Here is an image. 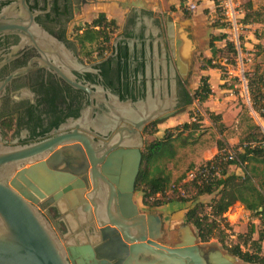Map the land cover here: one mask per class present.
Here are the masks:
<instances>
[{"label":"flooded vegetation","instance_id":"af4514ba","mask_svg":"<svg viewBox=\"0 0 264 264\" xmlns=\"http://www.w3.org/2000/svg\"><path fill=\"white\" fill-rule=\"evenodd\" d=\"M90 4L89 0H0V144L29 146L78 130L93 138L96 167L104 172L111 153L137 147L112 146L127 126L136 132L130 133L132 142L143 144L144 156L149 138L160 125L190 106L192 73L183 74L171 34L177 44L180 25L192 38L196 21L186 12L176 19V11L156 15L152 10L134 9L126 15L122 31H110V39L105 40L98 33L102 27L84 19ZM37 28L53 39L31 40L29 35ZM93 168L89 159V171ZM106 170L113 173V169ZM138 191L137 184L135 194ZM87 192L85 186L84 195ZM134 202L137 215L153 218V234L148 230L146 242L154 243L149 245L157 255L130 250L127 264H163L172 256L185 264H195L196 257L203 258L204 264H246L211 239L203 240L188 222L189 209L175 216L161 210L170 203L157 205L146 198L140 204L135 198ZM41 208L63 241L70 242L69 247L91 245L97 254L106 242L95 218L73 231L59 207ZM180 249H192L194 257L183 256ZM99 264L124 263L107 260Z\"/></svg>","mask_w":264,"mask_h":264},{"label":"water","instance_id":"95a60500","mask_svg":"<svg viewBox=\"0 0 264 264\" xmlns=\"http://www.w3.org/2000/svg\"><path fill=\"white\" fill-rule=\"evenodd\" d=\"M178 27L177 44L171 34L172 48L178 49L180 68L187 77L193 62L188 47L191 40L184 28ZM32 31L31 40L53 39L42 29ZM133 124L142 128V124ZM126 129L113 139V148L137 147L111 153L104 172L96 167L98 153L92 146L93 138L78 130L29 146L0 144V264H99L107 260L127 264L130 250L157 254L149 245L154 243L146 242L148 230L153 234V218L137 215L134 202L143 144L133 143L136 132L129 126ZM89 159L94 166L90 171ZM85 186L88 192L84 195ZM41 206L59 207L73 231L95 218L106 242L97 248V254L91 245L69 247L70 242L63 241ZM177 251L194 257L192 249ZM194 263L205 261L196 257ZM163 264L185 262L172 256Z\"/></svg>","mask_w":264,"mask_h":264},{"label":"rangeland","instance_id":"374dc122","mask_svg":"<svg viewBox=\"0 0 264 264\" xmlns=\"http://www.w3.org/2000/svg\"><path fill=\"white\" fill-rule=\"evenodd\" d=\"M225 1L187 0L180 8L171 9L176 10L173 14L176 19L182 12H186L187 17L196 21L192 27L191 45L188 46L194 59L189 81L192 94L200 86L202 76H209L211 87L215 92L202 103L195 98L182 113L161 124L157 134L149 138V141L162 139L167 135L168 129H171L168 133L175 138V155L159 162L160 168L171 179L167 194L176 197V200L168 202L169 206L166 205L161 209L166 214L182 216L198 202L211 203L217 193L197 196L196 186L184 181L186 173L223 148L237 154L243 151L249 142L256 146L255 136L260 138V132H264V119L254 109L249 87L251 78L259 81L261 76L264 77V0H233L236 22L228 15ZM165 4H167L166 0ZM251 4L252 8L249 6ZM192 5H195V8H192ZM100 9H103V5L93 7L91 13L85 16V21H92L98 16L96 11ZM153 12L158 13L156 10ZM249 12L254 15L251 17L253 21L245 23V15ZM122 29L123 27L119 26L116 33L118 34ZM224 34L227 35V39L236 41L238 55L234 56L227 51L218 52L213 62L218 67H208L206 71L209 72L205 73L203 67L206 66V59L213 57L216 49L226 45V39L221 38ZM212 43L214 48H211ZM222 78L224 81L221 83ZM209 112L221 115V119H211ZM185 123H195V126L187 130L176 128ZM228 172L236 175L244 174L243 168L237 164L229 166ZM155 173L158 171L155 170ZM143 188L141 187L134 196L136 203L140 204L142 198L156 202L157 198L145 196ZM180 197L188 201L178 200ZM207 211L209 212L210 208ZM225 217L227 221L223 222L222 228L225 232L217 231L216 237L210 240L211 243L230 254H233L232 247L237 244H241L245 251L251 250L252 242L259 237L261 228L259 218L241 204L231 207ZM167 219L169 220L170 217ZM227 223L230 226H227ZM252 225H255L256 231L250 237L249 230ZM241 234L242 238L239 237ZM262 244L264 251V242ZM239 259L240 263L253 264Z\"/></svg>","mask_w":264,"mask_h":264},{"label":"trees","instance_id":"16d2710c","mask_svg":"<svg viewBox=\"0 0 264 264\" xmlns=\"http://www.w3.org/2000/svg\"><path fill=\"white\" fill-rule=\"evenodd\" d=\"M180 1L184 3L187 0ZM249 6L252 8L253 5L251 4ZM254 14L256 13L254 12ZM252 16H254L252 13H246L244 22L251 23L253 21L251 19ZM92 23L95 26L102 27L98 33L101 36H105V40L110 39V31L116 32L119 28L117 20L108 18L107 14L104 12L95 17ZM89 38H93V36ZM221 38L226 39L225 47L216 49L213 53V57L206 59V66L203 67V69L206 70L208 67H218L213 62L214 56L218 55L220 51L221 53L227 51L234 56L238 55L236 41L227 39L226 34L222 35ZM211 48H214L213 43ZM249 87L252 92L254 109L259 112L264 119V77L261 76L259 81H257L256 78H251ZM212 94L213 89L210 84L209 76H202L201 84L196 89L195 93L192 94L189 104L191 105L195 98H198L201 103L205 102ZM209 117L211 119H221V115L212 112H209ZM194 126L195 123H185L176 128L187 130ZM170 131L171 129L167 130V135L164 138L151 141L146 145L142 168L137 180L139 189L144 187L143 191L146 197L157 198V205L176 200L175 195L170 197L167 194L171 179L159 165L161 160L175 155V138L171 133H168ZM255 138L257 145L254 146L249 142L243 151L236 154V159L230 163L231 165L237 164L242 167L244 171L243 175L230 174L228 172L230 165L228 164L224 170L223 177L220 179L203 185L191 182L198 189L197 196L204 194L211 195L214 193H217V195L209 204L198 202L192 206L187 212V219L188 222L195 225L203 240H210L216 237L217 231L225 232V229H222L223 222L227 221L225 214L229 209L237 204L243 205L248 211L259 218L261 222L259 237L252 242L251 250L245 251L242 249L241 244H237L232 247V252L245 262L264 264L262 244L264 242V132H260V138H257V136H255ZM155 170L158 171V173H155ZM178 200L188 201V199L183 197L178 198ZM208 208H210L209 212L207 211ZM227 226H230L229 223H227ZM255 231V225H252L249 230V236H253ZM239 237L242 238L243 235L241 234Z\"/></svg>","mask_w":264,"mask_h":264},{"label":"crops","instance_id":"0c3cea01","mask_svg":"<svg viewBox=\"0 0 264 264\" xmlns=\"http://www.w3.org/2000/svg\"><path fill=\"white\" fill-rule=\"evenodd\" d=\"M91 1L90 5H87L85 8V16L91 13L93 7L98 5H103V9H100L98 12H104L107 14L108 18H113L117 20L119 26L124 28L125 17L126 15L134 9H147V10H156L158 13L156 15H164L166 13H171V10L174 8H180L183 4L180 0H89ZM176 13V12H174ZM121 31V30H120ZM120 33V32H119ZM208 70V69H206ZM204 70V72H209ZM224 79H221V83ZM215 92V89L213 90ZM243 175V174H242Z\"/></svg>","mask_w":264,"mask_h":264},{"label":"built area","instance_id":"2783aa9c","mask_svg":"<svg viewBox=\"0 0 264 264\" xmlns=\"http://www.w3.org/2000/svg\"><path fill=\"white\" fill-rule=\"evenodd\" d=\"M225 6L228 15L236 22V11L233 0H226ZM195 8V5H192ZM238 46V45H237ZM236 159V154L226 148L221 149L210 159L202 162L200 165L190 169L186 173V182H195L199 185L213 182L223 177V173L227 165L231 166V162Z\"/></svg>","mask_w":264,"mask_h":264},{"label":"bare ground","instance_id":"6f19581e","mask_svg":"<svg viewBox=\"0 0 264 264\" xmlns=\"http://www.w3.org/2000/svg\"><path fill=\"white\" fill-rule=\"evenodd\" d=\"M186 250V249H185ZM157 255V254H156ZM176 258H178L179 259V257L177 256Z\"/></svg>","mask_w":264,"mask_h":264}]
</instances>
